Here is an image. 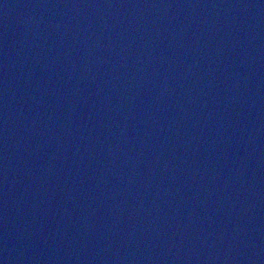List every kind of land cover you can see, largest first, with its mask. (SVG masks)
I'll return each mask as SVG.
<instances>
[{
  "label": "water",
  "instance_id": "1",
  "mask_svg": "<svg viewBox=\"0 0 264 264\" xmlns=\"http://www.w3.org/2000/svg\"><path fill=\"white\" fill-rule=\"evenodd\" d=\"M0 264H264V0H0Z\"/></svg>",
  "mask_w": 264,
  "mask_h": 264
}]
</instances>
